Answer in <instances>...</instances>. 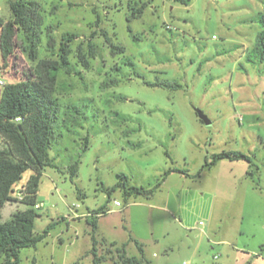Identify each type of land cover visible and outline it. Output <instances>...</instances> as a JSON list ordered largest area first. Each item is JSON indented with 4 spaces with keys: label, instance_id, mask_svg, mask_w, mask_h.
Returning <instances> with one entry per match:
<instances>
[{
    "label": "rangeland",
    "instance_id": "obj_1",
    "mask_svg": "<svg viewBox=\"0 0 264 264\" xmlns=\"http://www.w3.org/2000/svg\"><path fill=\"white\" fill-rule=\"evenodd\" d=\"M12 1L0 0L4 21ZM31 1L57 42L64 34L78 38L69 71L57 73L53 166L42 170L36 194L43 206L35 209L34 233L52 226L20 250L19 264H117L114 250L122 244L127 256L141 257L135 242L148 264H264V65L246 61L261 31L264 0ZM143 4L140 17L128 21ZM94 31L96 56L85 68L76 47L85 51ZM14 42L5 64L0 54L5 84L57 60L46 50L45 32L35 61L22 32ZM68 104L82 114H68ZM229 151L250 162L224 158L204 167ZM30 174L15 184L14 198L22 189L25 196ZM132 187L150 193L126 195ZM25 208L6 203L0 223ZM99 209L104 214L95 215Z\"/></svg>",
    "mask_w": 264,
    "mask_h": 264
},
{
    "label": "trees",
    "instance_id": "obj_2",
    "mask_svg": "<svg viewBox=\"0 0 264 264\" xmlns=\"http://www.w3.org/2000/svg\"><path fill=\"white\" fill-rule=\"evenodd\" d=\"M183 4H188L190 0H175ZM264 2V1H263ZM145 5L134 8L131 15L127 18L140 17ZM11 18L4 21L0 18V54L2 62L5 64L14 54L15 34L20 31L28 42V57L30 60L37 59V49L42 40V34L45 32L46 50L57 60L48 63L42 67L40 74L29 72L24 74V79L5 84L0 89V139L3 143L0 146V209L8 202L16 201L12 196L13 187L21 180L22 175L30 170L31 174L26 181L25 196L21 201L26 206L24 210H16L12 213L8 222L0 223V257L3 258V264H19V253L23 248L33 247L39 241L44 239L52 224L41 234L34 233V221L37 217L34 205L36 204V194L42 170L46 166H53L49 158V149L52 138L55 133V123L59 110L57 99L53 96L57 85V73L60 69H67L68 57L72 53L71 44L78 38L76 34H64L57 42L53 35V29L50 25H44L40 15V6L36 1L16 0L9 2ZM261 31L256 37L253 49L247 55L246 61L251 64L264 65V13L257 19ZM96 35V31L89 36L85 51L82 44L76 47L75 58L85 68L89 67V58L96 56V46L91 41ZM106 40L109 38L104 33ZM113 50L123 51L122 47L109 43ZM74 55V54H73ZM154 86H164L166 88H175L178 85L170 84H151ZM68 114L74 113L81 115V109L68 104L66 110ZM79 118V117H77ZM68 121V118H65ZM87 145L85 144V148ZM246 160L250 158L240 152H221L214 155L210 163H205L204 167H209L219 159ZM77 163H74L69 171L70 176L76 174ZM124 180L126 178L120 175ZM114 188L109 190L110 192ZM149 191L143 188L132 187L125 190L126 195L149 194ZM104 214L103 209H99L95 215ZM91 227V233L97 230V220L92 218L88 221ZM91 252L95 262L102 260V256L97 255V241L91 236ZM140 258L129 257L125 252V244L115 247L117 254V264H148L144 261L142 247L135 242ZM115 246L116 243L111 244Z\"/></svg>",
    "mask_w": 264,
    "mask_h": 264
},
{
    "label": "built area",
    "instance_id": "obj_3",
    "mask_svg": "<svg viewBox=\"0 0 264 264\" xmlns=\"http://www.w3.org/2000/svg\"><path fill=\"white\" fill-rule=\"evenodd\" d=\"M5 84V82L3 81V79H2V77L0 76V86H3ZM23 190V189H22ZM21 190V191H22ZM21 191H18L17 193H16V196H15V199H16V202L17 203H21V201H22V199H23V193L21 192ZM115 205L116 206H119L120 204H119V202H115ZM43 205H42V203H36L35 205H34V208L35 209H40L41 207H42Z\"/></svg>",
    "mask_w": 264,
    "mask_h": 264
},
{
    "label": "water",
    "instance_id": "obj_4",
    "mask_svg": "<svg viewBox=\"0 0 264 264\" xmlns=\"http://www.w3.org/2000/svg\"><path fill=\"white\" fill-rule=\"evenodd\" d=\"M196 113H197L199 119H200L205 125H210V124H211L210 120L207 118V116H206L203 112L197 110Z\"/></svg>",
    "mask_w": 264,
    "mask_h": 264
}]
</instances>
